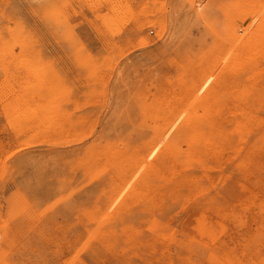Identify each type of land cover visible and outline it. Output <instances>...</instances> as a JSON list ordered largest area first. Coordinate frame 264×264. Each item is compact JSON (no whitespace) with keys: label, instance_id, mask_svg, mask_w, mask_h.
<instances>
[{"label":"rangeland","instance_id":"374dc122","mask_svg":"<svg viewBox=\"0 0 264 264\" xmlns=\"http://www.w3.org/2000/svg\"><path fill=\"white\" fill-rule=\"evenodd\" d=\"M0 264H264V0H0Z\"/></svg>","mask_w":264,"mask_h":264},{"label":"bare ground","instance_id":"6f19581e","mask_svg":"<svg viewBox=\"0 0 264 264\" xmlns=\"http://www.w3.org/2000/svg\"><path fill=\"white\" fill-rule=\"evenodd\" d=\"M192 118V117H191ZM199 118V117H198ZM220 131V130H219Z\"/></svg>","mask_w":264,"mask_h":264}]
</instances>
